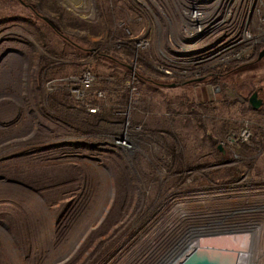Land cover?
<instances>
[{
	"label": "rangeland",
	"instance_id": "obj_1",
	"mask_svg": "<svg viewBox=\"0 0 264 264\" xmlns=\"http://www.w3.org/2000/svg\"><path fill=\"white\" fill-rule=\"evenodd\" d=\"M190 5L0 0V231L15 248L0 236V264H138L148 256L156 223L170 211L169 194L244 176L256 188L247 198L254 207L249 217L264 221V41L257 38L250 59L203 65L196 77L175 60L183 58L176 43ZM250 21L254 35V16ZM140 39L150 48L137 49ZM84 66L106 97L87 103L112 113L107 126L94 124L63 88L48 87ZM163 67L173 75L165 76ZM211 71L226 73L215 78ZM132 78L138 97L131 95ZM57 93L69 103L59 107ZM254 93L263 101L257 111L249 102ZM149 98L166 100L165 111L150 110ZM244 128L251 138L231 144ZM126 137L131 149L114 144ZM261 225L254 246L225 248L245 247L252 264L250 255L264 244Z\"/></svg>",
	"mask_w": 264,
	"mask_h": 264
},
{
	"label": "built area",
	"instance_id": "obj_2",
	"mask_svg": "<svg viewBox=\"0 0 264 264\" xmlns=\"http://www.w3.org/2000/svg\"><path fill=\"white\" fill-rule=\"evenodd\" d=\"M253 11L254 15H251ZM252 16L255 18L256 25L254 35L247 29ZM184 19L181 41L179 44L176 43L179 54L183 58L175 60L186 69L193 71L196 77H200L202 71L199 68L203 65L214 68L215 65L230 63L233 60L250 59L253 56L252 48L258 45L257 38H260L259 44L264 41V0H191V5L186 8ZM136 45L137 49L141 50L150 48V42L147 39L138 40ZM159 69L165 76L173 75L172 71L165 67ZM183 71L186 74L187 71ZM97 81L98 78L91 71H85L81 75L60 80L62 84H49L48 87L52 91L58 87L63 88L75 101L82 103L90 114H97L101 106H91L87 103L92 94L99 100L106 98L102 91L95 90ZM137 85L138 82L135 83V79L132 78L129 88L131 95L135 97H138ZM126 127H129V122ZM235 138L247 142L251 138V132L244 128L239 135H233L229 139L231 144L237 142ZM129 140L128 137L124 138V141L117 138L114 144H121L118 148L128 150L132 148ZM251 183L248 176H244L230 184H211L197 192L180 191L171 196L169 194L165 204H170V211L156 223L157 230L153 238L147 240L145 246V249H149L147 255L151 252V244L156 242L155 236H160L159 242L166 244V248L170 239L176 235L182 236V247H185L197 236L188 231L189 227H202L212 223L218 232L219 227L226 226V231H232L235 226H244L249 222L264 224V221H253L249 217L254 207L250 206L247 198L251 197L256 190ZM261 189L264 190V186ZM239 199L244 200V205L235 209L232 203ZM207 202L211 205L217 204V207L210 208ZM191 203H204V210H190L188 207ZM201 213H205L204 217L199 215ZM218 234L216 236L221 238L224 232ZM166 238L167 241H164Z\"/></svg>",
	"mask_w": 264,
	"mask_h": 264
},
{
	"label": "bare ground",
	"instance_id": "obj_3",
	"mask_svg": "<svg viewBox=\"0 0 264 264\" xmlns=\"http://www.w3.org/2000/svg\"><path fill=\"white\" fill-rule=\"evenodd\" d=\"M121 145V144H118ZM130 149V148H129ZM37 200V199H36ZM103 213V210H99L98 214L101 215ZM204 215V214H202ZM200 215V216H202ZM185 216V215H184ZM262 228L263 225L259 226L256 224H245L244 226L237 225L233 228L232 231H226L227 227H219L218 232L219 234L224 232L223 236L221 238H218L216 235L218 234L217 230L215 229V225L212 223H209L207 225H204L202 227H189L190 233L196 234L197 236L190 241V243L182 247L181 243V237L179 235H176V237H173L169 240L168 246L166 249H163L162 246H165L166 244L156 241L155 243L151 244V249L153 250V254H149L147 257H143L141 261H139L138 264H161L163 260H168L169 258H172L167 264H177L179 262H182L183 260L187 259L190 255L193 253H205L210 251H216L221 254H223L225 257L232 256L234 257L235 264H249L248 260H245V254L248 252H244V248H241L239 251L234 249H227L229 248H236L239 246V242L245 244L246 247H250L251 244L254 246V237L256 236V232H258V228ZM197 229V230H196ZM188 231L186 233H188ZM5 230L0 231V236L9 243L13 247V241L10 237H5L4 235ZM229 232V233H226ZM244 232H248L247 234ZM185 233V232H184ZM189 233V234H190ZM182 234V233H181ZM218 234V235H219ZM228 234V235H226ZM260 235V234H259ZM240 240H238V239ZM230 240V242H227L226 240ZM184 240V238H183ZM213 240V241H212ZM218 240H224L219 241L220 243L227 244L224 245V248L222 246H218V244L215 245V243ZM167 241V238L166 240ZM238 245H237V243ZM10 246V247H11ZM227 247V248H225ZM243 247V245H242ZM14 248V247H13ZM162 248V249H161ZM261 248V247H260ZM15 249V248H14ZM159 250L161 252H159ZM17 251V250H16ZM256 252V251H255ZM151 255V256H150ZM245 255V256H244ZM251 256V262L252 264H264V244L262 249H257V253L254 254L252 252ZM18 257V256H17ZM153 260V261H151Z\"/></svg>",
	"mask_w": 264,
	"mask_h": 264
},
{
	"label": "crops",
	"instance_id": "obj_4",
	"mask_svg": "<svg viewBox=\"0 0 264 264\" xmlns=\"http://www.w3.org/2000/svg\"><path fill=\"white\" fill-rule=\"evenodd\" d=\"M71 63H73V62H71ZM89 66H91V64ZM85 68L86 67L84 66L83 68H80V70L71 71V73L67 74V76H71V75H81L85 71H91L90 67H88L89 70H85ZM106 71L107 72H106L105 75H108V73L109 74L111 73L110 75H113V72H108V70H106ZM68 72H70V71H68ZM102 75H104V74H102ZM114 75H118V74H114ZM53 98H55V97H53ZM56 98H58V106L59 107L64 106L67 103H69V101H67V100L66 101H63L66 98L65 95H59L58 94V97H56ZM52 100H54V99H52ZM88 101H91V103H94L97 100H96V98L94 96H90L89 99H88ZM52 102H54V103L57 104V101H52ZM161 102H159L158 100H152L151 98H149L147 100L149 109H150V107H152L150 110L155 111V112L158 111V109H161V110L164 109V111H165V108L164 107L166 105V100L164 102H162V103ZM73 103L78 105V103H75V102H73ZM56 107H57V105H56ZM87 116H89L90 119H93L94 120V124H97L98 123L101 126H104V124H105L107 126V124L111 123V121L109 119H111L112 113H109V110H107V109H103V110H101V112H99L97 114H90V113H88ZM133 119H134L135 123H137L136 121L138 119H140V118H139V116L137 114H133ZM112 123H113V121H112Z\"/></svg>",
	"mask_w": 264,
	"mask_h": 264
},
{
	"label": "water",
	"instance_id": "obj_5",
	"mask_svg": "<svg viewBox=\"0 0 264 264\" xmlns=\"http://www.w3.org/2000/svg\"><path fill=\"white\" fill-rule=\"evenodd\" d=\"M264 57V50L261 52L259 59ZM253 110H259L263 106V101L258 98V94L254 93L249 100ZM221 149V147H220ZM222 150V149H221ZM177 264H235L234 257L224 256L223 254L210 251L205 253H193L187 259Z\"/></svg>",
	"mask_w": 264,
	"mask_h": 264
},
{
	"label": "trees",
	"instance_id": "obj_6",
	"mask_svg": "<svg viewBox=\"0 0 264 264\" xmlns=\"http://www.w3.org/2000/svg\"><path fill=\"white\" fill-rule=\"evenodd\" d=\"M223 73H226V71H211L209 73L210 74L209 76L217 78L218 76L222 75ZM66 100H67V98H66ZM254 111H257V110H254ZM242 150H244V148Z\"/></svg>",
	"mask_w": 264,
	"mask_h": 264
},
{
	"label": "flooded vegetation",
	"instance_id": "obj_7",
	"mask_svg": "<svg viewBox=\"0 0 264 264\" xmlns=\"http://www.w3.org/2000/svg\"><path fill=\"white\" fill-rule=\"evenodd\" d=\"M172 258H169L168 260H163V262L161 264H167Z\"/></svg>",
	"mask_w": 264,
	"mask_h": 264
}]
</instances>
